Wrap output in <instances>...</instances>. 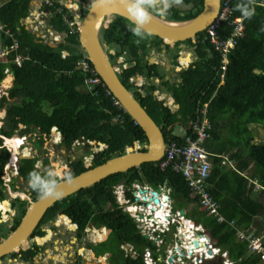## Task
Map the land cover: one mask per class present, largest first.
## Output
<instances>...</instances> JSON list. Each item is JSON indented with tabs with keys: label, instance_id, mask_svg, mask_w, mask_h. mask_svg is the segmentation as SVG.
<instances>
[{
	"label": "trees",
	"instance_id": "16d2710c",
	"mask_svg": "<svg viewBox=\"0 0 264 264\" xmlns=\"http://www.w3.org/2000/svg\"><path fill=\"white\" fill-rule=\"evenodd\" d=\"M57 5V2H53L48 7L55 8ZM60 7L72 21L67 8L62 5ZM201 7L202 0H198L190 13L184 16L174 13L169 16L176 20L188 19L198 13ZM249 11L250 5L246 0H234L235 15H245ZM29 12V0H0V23L3 28L13 32L11 37L0 30V46L9 45L14 37L19 51L24 55L19 66L10 60L0 62V80L5 76L4 67L10 69L13 77L12 85L7 91L10 101L6 105V123L0 128V135L10 137L15 130L23 132L19 128L20 124L32 126L41 134L49 133L55 126L66 147L74 140L94 138L108 149L92 152V165L124 153L131 141H137L140 145L146 142L142 128L119 104L113 102L112 94H106L100 85H95L92 89L84 86V78L91 75L90 70L93 69L88 61L89 70L81 69L79 61L84 58V53L72 48V45L78 43L76 25L73 23L71 30L63 22L60 12L56 20L52 18V27L57 31L65 30L68 34L64 38L65 45L51 47L19 24ZM114 26L112 33L107 36L117 44V54L124 53L125 63L138 60L136 65L123 69L122 83L133 70H138L145 78L157 76L159 73L155 64H148L145 58L150 50L147 40L135 36L131 31L134 25L123 17L118 16ZM222 27V34H228L229 27ZM159 41L158 38L154 41L157 48ZM63 48L68 51L64 57L61 56ZM196 54L194 68L182 74V84L161 82L167 92L171 91L179 98V108L172 114L166 105L152 95L149 85L144 87L143 92L135 90L133 94L154 122L163 126L165 137L179 143L184 142V136L190 130L182 136H176L172 133V128L169 131L166 128L177 121L185 123L194 120L203 103L208 102L207 117L212 128L204 146L213 154L210 157L211 169L207 179L209 191L219 202L221 213L226 219H235L237 225L257 234L264 221V189L253 193L251 185H248L247 178L241 172L251 167L254 176H257L264 187V139L255 141L249 128L251 123H258L264 129V2L254 5L253 11L245 16L243 35L237 39L229 54L222 84L218 86L220 56L208 40L198 43ZM11 55L14 52L8 55V59H11ZM182 62L187 63L188 59ZM136 83L139 84V81ZM5 98L3 96V100ZM52 134L57 135V132L52 129ZM1 140L0 138V146ZM223 153H230V157L237 161V170L222 163V158L218 155ZM8 156L9 151L4 146L0 147V200L5 197L2 175ZM34 161L35 158L20 159L19 174L27 179L32 173L46 176V170L40 172L34 166ZM71 165L73 174L85 170L81 158ZM60 171L64 177L72 170L64 164L60 166ZM25 177H22L24 181ZM119 182L126 186L133 182H142L152 188L166 186L169 188L173 210L184 209L185 216L202 223L204 232L213 242L227 249L232 259L242 258L244 264H258L256 258L246 253V246L235 239L234 230L225 223H217L205 216L196 203L197 195L192 193L179 173L170 166L160 169L154 162H143L125 172L110 174L99 182L80 189L78 196L62 198L46 210L47 217L54 215L55 208L75 204L73 217L80 226L92 219L96 224L110 228L112 234L119 235L122 240L137 244L144 242L145 245L147 242L133 219L116 206L112 187ZM33 193L35 197L39 195L34 190ZM7 202H0V210L8 208ZM131 264L144 263L135 259Z\"/></svg>",
	"mask_w": 264,
	"mask_h": 264
},
{
	"label": "flooded vegetation",
	"instance_id": "af4514ba",
	"mask_svg": "<svg viewBox=\"0 0 264 264\" xmlns=\"http://www.w3.org/2000/svg\"><path fill=\"white\" fill-rule=\"evenodd\" d=\"M59 1L63 3V5L67 8L69 13L73 12L72 7L66 6L64 4V0H59ZM69 1L71 0H65V3ZM77 1L79 0H76V2ZM91 1L92 0H80L78 2L81 17L84 16V13L87 12ZM197 3L198 0H186V1L180 0L179 3L171 2L170 6L166 10H163L164 0H145V6L149 11L153 12V14L159 17H162V19L168 21L176 20V19H172L169 16L171 14L177 13L180 16H184L185 14L190 13V11L194 9L195 4ZM42 11H44L45 15L48 14L47 15L48 17L46 16L48 26H51L52 18H54L55 20L57 19L60 12L59 10H57V8L55 9L49 7L42 8ZM200 11H198V13H196L194 16L183 20H190L195 18ZM65 13L67 12L62 13V17L65 16ZM117 17L118 15L115 14L114 18L107 19V15H105L103 17L104 20H102L100 24V26L102 25V27H104L102 33L100 34L104 35V38L106 39V43L104 44L106 45L107 48L106 52L112 63L114 65L115 63L116 64L120 63L121 65L120 67H124L125 69H127L128 65L131 67L136 65L138 63V60L137 59L132 60L130 63H128V65H126L124 62V57H121V54H117L118 53L116 48L117 44L112 42L110 37L107 36L108 34L112 33L113 27H115L114 21L116 20ZM108 18L111 17L109 16ZM106 19H107V23L105 24ZM77 37H78V33H77ZM147 38H148L147 42L149 43L150 47L157 48L156 46L157 44H155L154 41L156 38H158L160 39V41L158 43L159 49L157 48V50L160 51L162 49H165L164 52H166L168 55L170 52L169 56L171 57V60L168 61L167 63L168 64L167 72L168 73L169 71L174 72L175 77L173 78L175 79L173 80V82L171 81L170 84H176V85H178L179 83L182 84L184 82V78L182 76L184 71L194 68L195 62L197 60L196 49L198 48V43L200 41L207 40L205 29L196 32L193 38H188L186 40L180 41V43L184 45L183 46L184 49L182 50L176 47L172 49L170 48L169 44L163 46L162 39L159 38L158 36H147ZM111 48H113L114 51ZM180 51L182 53L181 55H180ZM186 52L189 53V62H188L189 66H187L186 63L182 62L181 60V57H185L184 55ZM120 57L122 58L121 60L118 59ZM186 59L188 58L186 57ZM160 60L161 62H163V65H161L157 61V59L154 58L152 59L151 62L147 61L148 64H152V63L155 64L156 70L159 73L158 75H160V76L157 75L150 77V78L156 77L160 81L159 82L160 85H156V86L153 85L152 86L153 88L149 87L152 89V95L153 92L159 91L158 87L161 86L164 87L161 84V82H162V78H164V75H166L164 73L167 72H164V61L162 59ZM88 62L91 64L90 61ZM179 68H181V70ZM117 72L121 77L122 72L119 71ZM169 79H171L170 75L169 78L165 79L164 81L167 80L169 83ZM160 98L162 99V97ZM159 101L163 102L162 100ZM173 102L175 103L179 102V98L177 97V102L175 100ZM50 132L51 130L48 133L49 137L50 136L52 138L58 137L57 142L60 141L62 143L61 134L58 130L56 131L58 136L54 134L51 135ZM0 138L3 140L2 135H0ZM90 139L93 138H89V140ZM75 141L78 140H74L73 142ZM15 144L18 147V142L16 140H15ZM0 147H2V144ZM103 150H105V147ZM22 154H25V152H22ZM92 156L89 158V161L91 160ZM17 158L15 157L14 160H18V164H19V160L21 158L19 157ZM75 159H76L75 157H71L70 159L68 158V160L65 162V164L70 166L72 170L69 175L73 174V169H72L73 166L71 165V163ZM82 161L84 162L86 167L87 164L83 159ZM42 164L43 163H41V165ZM58 169H60V166ZM46 172L48 173L47 170ZM3 175H2L3 191L9 194L11 199L6 200L9 202L8 208H6L5 210L3 209V212L0 213L3 216L2 217L0 215V244H2L4 239L7 238L10 235V233L15 230L17 224L20 222V220H22V217L26 211V207L30 204V200H34L37 198L35 197V194L33 193V189L30 186L28 188H24V191H22L15 182L9 185L10 182L9 178L5 179L3 178ZM15 175L17 176L18 182L21 184L19 177H24V176L19 174L18 166ZM59 178L61 177L56 176V180H59ZM26 181H29V179L26 178ZM118 184L120 183H116L112 187V194L113 197L115 198L116 206L119 207L121 210H123L125 213H127L133 219L136 226L135 218L131 213L132 210L131 207L134 205L142 204L143 201L135 199V195L133 194L132 190H126V192L124 193V198L128 200L127 202L120 201L117 195ZM11 191L13 193L15 192L17 193L13 195L10 193ZM70 195L78 196L79 191L78 193H74ZM27 196L28 198L31 199H27L26 198ZM0 201L4 202V200H0ZM75 207H76L75 204H69L66 206L55 208L53 211L54 215L51 217H47L45 211V213L37 221V223L34 225V227L29 232V234L26 235V237L23 239L24 241L23 243L17 244L16 247L14 248L0 249V264H131L132 260L135 259H140L141 262L144 264H146V262L150 264H174V260H175L174 255L168 254L167 252L169 248L168 244L170 240L168 232L162 233L161 237L157 239H150L148 237L143 236L147 242V244L145 245L144 242H140L139 244H137L134 242L122 240L119 235L112 234V230L110 228L101 224L98 225L92 219L88 220L83 226H80L77 220H74L73 217V211H74L73 209ZM62 213H64V215H62ZM136 228L140 233L139 228L137 226ZM161 258H164L166 261L164 260L162 262Z\"/></svg>",
	"mask_w": 264,
	"mask_h": 264
},
{
	"label": "built area",
	"instance_id": "2783aa9c",
	"mask_svg": "<svg viewBox=\"0 0 264 264\" xmlns=\"http://www.w3.org/2000/svg\"><path fill=\"white\" fill-rule=\"evenodd\" d=\"M246 1L250 5V11L245 15H235L233 13L234 0H220L216 17L205 28L209 44L220 56L219 83L223 79L230 52L237 43V39L243 35L245 16L253 11L254 5L263 4L264 2V0ZM224 25L229 27V32L226 35L222 34V30H224L222 26ZM34 26L29 27L38 31V28ZM0 30L11 37L13 36V32L3 28L1 23ZM44 35V32L40 33L41 37H44ZM11 52H14V55L11 59H8L7 56ZM65 55L66 53H61L62 57ZM0 56L4 58L3 61L10 60L18 66L24 59V55L19 51L18 43L14 37L9 45L0 46ZM85 58L81 59L79 64H81V69L87 71L89 70V64ZM123 68L116 69L122 72ZM3 72L6 76L11 74L8 67H4ZM90 73L91 75L83 80L84 86L87 89H92L95 85H100L104 88L106 94H109L110 91L94 69L90 70ZM130 82L131 80L128 83ZM0 92L6 94L4 90ZM113 99V102L118 104L114 97ZM207 106L208 102H204L196 118L189 122L190 133L185 136L184 142L167 141L163 156L154 163L160 169L170 166L172 170L179 173L192 190V193L197 195L198 200L196 203L205 216L214 219L217 223H225L231 227L235 232V239L238 243L246 246V253L256 258L258 264H264V236L260 232L256 234L253 231L236 226L234 219H226L221 213L219 202L209 191L207 179L211 169L210 157L212 154L203 146L212 127L207 118ZM224 158L234 169V161L229 160L226 156ZM159 188L160 190L156 195L158 201L154 202L153 190L147 185L138 183H133L130 187H126L122 183L117 185V195L120 201H128L124 198L126 190H132L135 199L143 201L142 204L131 207L136 226L143 236L157 239L161 237L162 233L168 232L170 240L167 252L174 255V264H240L230 259L227 250L222 249L217 243L208 238L200 222L186 218L179 210H173L168 195L169 189L163 186Z\"/></svg>",
	"mask_w": 264,
	"mask_h": 264
},
{
	"label": "water",
	"instance_id": "95a60500",
	"mask_svg": "<svg viewBox=\"0 0 264 264\" xmlns=\"http://www.w3.org/2000/svg\"><path fill=\"white\" fill-rule=\"evenodd\" d=\"M219 1L220 0H202L201 11L195 18L190 20L168 21L153 14V12L149 11L145 6L148 18L143 24L139 25L141 32L146 37L158 36L162 39L163 46L169 44L172 49L176 47L182 50L184 49V45L181 44L180 41L193 38L196 32L205 29L216 17ZM32 3L36 5L37 1L33 0ZM131 3L132 0H92L87 12L84 13L82 17H79V8H75L73 10V19L77 26L78 44L72 45V48L81 50L84 53L86 58L91 62L94 71L101 78L119 106L142 128L146 137V142L138 147L137 141H132L126 146L124 153L112 156L97 165L87 164L85 170L70 175L72 177L71 182H67L64 179L65 176L59 178V180H57L58 190L63 192V196L57 199L53 197L41 198L38 195L36 199L30 200V204L26 207L22 220L17 224L15 230L4 239L2 244H0V249H7L19 239H24L45 213L47 208L52 206L56 201L70 194L78 193L80 189L89 187L110 174L125 172L143 162H154L162 157L165 147L163 126L157 125L149 116L145 108L133 94V91L129 88L128 82L125 81L122 83L115 65L109 59L106 52V45L97 35L98 28L102 20H104L103 17L105 15H107V19H112L115 17V14H117L136 27L138 22L129 12ZM109 16L111 18H108ZM52 32L60 35L61 38L67 36V33L64 31L58 32L52 29ZM48 45L51 47L57 46L51 45L50 43H48ZM181 54L180 51V55ZM184 56L188 57L189 62V53L186 52ZM182 58L183 57H181V59ZM153 95L158 100H162L159 97V93L157 94V92H154ZM174 100L177 102L176 97H174ZM169 127H171V125ZM93 140L100 143L94 138ZM107 149V146H105V150ZM32 157L33 156L19 155L21 159H29ZM159 190L160 188L157 187L155 191L152 192L154 202L158 201L156 195ZM26 198L31 199L28 198V196ZM179 212L181 214L184 213L183 209H180Z\"/></svg>",
	"mask_w": 264,
	"mask_h": 264
},
{
	"label": "rangeland",
	"instance_id": "374dc122",
	"mask_svg": "<svg viewBox=\"0 0 264 264\" xmlns=\"http://www.w3.org/2000/svg\"><path fill=\"white\" fill-rule=\"evenodd\" d=\"M79 1H77V2L75 1L74 4L70 3L69 5L73 9L78 8L79 7V3H78ZM147 4H148V2H147ZM35 9H36V7L32 6L31 12L33 13V10H35ZM41 23L44 26L45 25L48 26V22L45 21L44 19H43V22H41ZM106 23H107V19L105 21V24ZM27 27H28L29 31L34 33L36 38H41L46 43L51 41L48 37H45V35H44L45 38L41 37L39 31H35V30L30 29L29 23H28ZM103 28L104 27H102V25L100 26V28H98L97 35L101 41L106 43V39L104 38V35L100 34V33H102ZM141 38L145 39V40L148 39L144 34H142ZM60 41H58V42H60L62 45H65L66 41L64 39L60 38ZM58 42H56L54 44H52L51 42H49V43H51V45H57ZM111 49L114 51L113 48H111ZM62 52L66 53L68 51L66 48H63ZM12 57H13V55H11V58ZM7 58H9V56H7ZM152 58L160 59L161 57L159 56L158 53H155V54H152ZM3 59L4 58L2 56H0V62H5V61H3ZM118 59L121 60L122 58L120 57ZM115 66L120 69L121 65H120V63H117V64L115 63ZM7 77H8V80H6ZM133 77L134 76H131V78H132L131 82H133V83H128L129 88L133 92L135 90H137V91L142 90L140 87V84H137L136 80L133 79ZM173 77H175V76H173ZM173 77L171 78L172 81L175 79ZM12 78H13L12 75L9 74V75L5 76L0 81V91H2V92H3V90L5 92L8 91V89L12 85ZM126 81L129 82L128 80H126ZM158 88H159V91H158L159 93L163 92V93H160V95H162V98H163V94L166 93L164 90V87H158ZM4 95L5 94H2L1 99H0V128L5 126V123H6V118H5L6 117V105L10 101V99L7 97V95L5 96L6 97L5 100H3ZM174 97L175 96H173V95L171 96L170 94H168L167 102L171 106L176 105L175 102L169 101L170 99L173 100ZM19 128L21 130H23V132L19 133L18 131L15 130V131H13L12 135L10 137H8V139H10V138L16 136V137H20L22 139L21 142L23 144L21 146L17 147L18 149L15 151L14 155L16 158L19 157V155H27V156H33L34 155L35 160L38 161V162L34 163V166L36 168H38L39 171L47 170L48 172L53 171L55 174H57V169L59 168V166L64 165L65 162L68 160V158L70 159L71 157L76 158L73 161H77L78 159L81 158L85 161L86 164H88L89 158L92 156V154H91L92 152L104 149L103 145L97 144L95 142V140H93V139H90L92 142L89 139H86V140L84 139L81 141L78 140V141L72 142L68 147H66L60 141L57 142L58 137L57 138H52L51 136L49 137L48 133L47 134H45V133L41 134L40 132H37L38 131L37 129H33L32 126L27 127V126L19 124ZM249 128H250V131H251L252 136L254 137L255 141H259V140L264 139V129L258 123H251L249 125ZM176 130L179 131V128H177ZM1 143H2V145H5V148L8 151H10L9 152L10 156L7 159L6 164L4 166L3 178H5V179L9 178V180H10V182L8 181L9 185H11V183L15 182L20 187V190L24 191V188L29 187V181L23 182L20 180L21 184L18 182L17 176L15 175L16 170H17V166H18V160L11 159V155H12V149L11 148L12 147H10L7 143H5V140H1ZM87 143H89V145H91V146L87 145ZM137 145H138V147L141 146L139 143H137ZM22 149H23V151H21ZM22 152H25L28 154H22ZM15 157H14V159H15ZM10 161H12V162H10ZM39 161L43 164L41 165L39 163ZM56 176H59V175H56ZM56 176H55V178H56ZM247 180H248V185H251L253 193H258L264 189L263 185H261L259 183L257 176H254L253 178L247 179ZM10 193L15 195L17 192L13 193L11 191ZM8 199H11V197L9 194L5 193V197L3 200H8ZM262 202L264 203V200ZM260 233L264 236V221H262V223L260 224Z\"/></svg>",
	"mask_w": 264,
	"mask_h": 264
},
{
	"label": "clouds",
	"instance_id": "9594fccd",
	"mask_svg": "<svg viewBox=\"0 0 264 264\" xmlns=\"http://www.w3.org/2000/svg\"><path fill=\"white\" fill-rule=\"evenodd\" d=\"M32 1L33 0H29V4H30V12H29V14L26 16V17H24V19H22L21 20V25H24L25 26V28L26 29H28V27H27V22H25L26 21V19H29V20H32V22H31V25H29V26H34V27H37L38 28V31H39V28L43 25L41 22H43V19L45 20V21H47V19H46V16L48 15H45L44 14V11H42V8H44V7H48L49 5H51L53 2H57L58 3V5L55 7V9L57 8V10H59L60 11V13H61V15H62V10H61V5L62 6H64L63 5V3L61 2V1H59V0H35V1H37V4L36 5H34L33 3H32ZM72 1H74V3H75V1L76 0H72ZM171 2H175V3H179L180 2V0H164V7H163V10H166L169 6H170V3ZM220 2V1H219ZM71 3V2H70ZM64 4L66 5V6H70L69 5V3L67 4V3H65V0H64ZM32 6L33 7H36V9H35V15L31 12V9H32ZM65 7V6H64ZM71 7V6H70ZM66 8V7H65ZM79 8V7H78ZM73 9V8H72ZM74 10V9H73ZM129 12H130V14L137 20V22H138V25L136 26V27H134V28H132L131 29V31L133 32V34L135 35V36H137V37H141L142 36V32H141V28H140V26L139 25H141V24H143L146 20H147V18H148V13H147V11H146V8H145V0H132V3H131V6L129 7ZM81 14V13H80ZM71 15H72V21H70L67 17H66V15L65 16H63L62 17V20H63V22L64 23H66V24H68L70 27H71V30H72V24L74 23L75 25H76V23H75V20L73 19V12L71 13ZM79 17H81V15H79ZM49 28H47V31H45L44 32V34H45V36L46 37H48L51 41L53 40V39H51V37L52 38H54V36L56 37V35H58V34H56V33H53L52 32V29H54L53 27H52V25L51 26H48ZM30 28V27H29ZM45 26H44V30H45ZM206 28V27H205ZM31 29V28H30ZM76 29H77V26H76ZM56 30V29H55ZM62 31H64V32H66L65 30H62ZM58 32H61V31H58ZM51 36V37H50ZM60 36V35H59ZM60 38H61V36L59 37V41H60ZM65 37H63L62 39H64ZM61 42V41H60ZM60 42H58L57 43V45L58 44H61ZM61 53H62V50H61ZM66 54H68V52H66ZM84 57H86L85 55H84ZM87 59V58H86ZM88 60V59H87ZM89 61V60H88ZM5 74V73H4ZM11 75H12V73H11ZM5 76H6V74H5ZM4 76V77H5ZM1 81V80H0ZM222 82H223V79H222V81H221V83H219L218 84V86L220 85V84H222ZM5 96V95H4ZM203 106V105H202ZM208 107V106H207ZM202 108V107H201ZM208 118V117H207ZM209 119V118H208ZM212 128V127H211ZM52 129H55L56 131H57V129H56V127L55 126H53L50 130H52ZM169 131L170 129H166V131ZM189 130H190V127H189ZM211 130V129H210ZM164 135H165V133H164ZM188 135V134H187ZM210 135V134H209ZM209 135H208V137H209ZM186 136V135H185ZM185 136H184V139H185ZM3 137V140H5L6 138L8 139V137H5V136H2ZM207 137V138H208ZM206 138V139H207ZM167 141H169L166 137H165V145H166V142ZM2 146H4L5 147V145H2ZM203 146H204V143H203ZM165 148V147H164ZM204 148L206 149V147L204 146ZM206 150H208V149H206ZM209 151V150H208ZM10 152V151H9ZM210 152V151H209ZM164 153V152H163ZM211 153V152H210ZM212 154V153H211ZM223 154H226V153H223ZM213 155V154H212ZM211 155V156H212ZM163 156V155H162ZM219 157H221L222 158V162L223 161H225L226 163H228L227 162V159H225L224 158V155H222V154H220V155H218ZM9 158V157H8ZM229 159V158H228ZM159 160V159H158ZM229 160H233L234 161V170H237L236 169V163H235V160L234 159H229ZM155 162V161H154ZM211 162V161H210ZM88 164H89V162H88ZM229 164V163H228ZM229 167L230 168H232L231 167V165L229 164ZM233 169V168H232ZM55 176H56V174L53 172V171H49L48 173H47V175L46 176H41L40 174H38V173H32V174H30V177H29V186L34 190V191H36L38 194H39V196L41 197V198H48V197H53V198H57V199H59V198H61L62 196H63V192L62 191H60V190H58V184H57V180H56V178H55ZM253 178V177H252ZM64 179L67 181V182H71V180H72V177L70 176V175H66L65 177H64ZM247 179H251V178H249V177H247ZM119 183H122L123 185H125L123 182H119ZM133 183H138V184H144V185H147V186H149L148 184H145V183H142V182H133ZM133 183H131V185L133 184ZM130 185V186H131ZM126 186V185H125ZM130 186H127V187H130ZM150 187V189H152L153 191H155V189L157 188V187H161V186H157V187H154V188H152L151 186H149ZM163 187H166V186H163ZM169 189V188H168ZM168 195H169V192H168ZM170 198V197H169ZM171 200V199H170ZM1 202V201H0ZM178 210V209H177ZM180 210V209H179ZM183 211H184V209H183ZM182 215H184L185 216V211H184V213L182 214ZM186 218H189V219H192V220H194L193 218H191V217H187V216H185ZM196 221V220H195ZM234 221H235V219H234ZM202 224V223H201ZM236 224V223H235ZM203 225V224H202ZM236 226H238V227H242V226H239V225H237L236 224ZM204 227V226H203ZM231 228V227H230ZM244 228V227H243ZM232 229V228H231ZM245 229H247V228H245ZM233 230V229H232ZM247 230H249V229H247ZM250 231H253V230H250ZM254 232V231H253ZM235 233V232H234ZM208 236V235H207ZM208 238L210 239V237L208 236ZM151 239V238H150ZM214 243H216V242H214ZM222 248V247H221ZM222 249H224V248H222ZM225 250H227V249H225ZM228 251V250H227ZM229 252V251H228ZM229 257H230V254H229ZM230 259L231 260H233V261H235V262H237V263H240V264H244L243 262H242V258H237V259H232L231 257H230ZM161 260H162V262L164 261V258H161ZM146 264H150V263H148V262H146Z\"/></svg>",
	"mask_w": 264,
	"mask_h": 264
},
{
	"label": "crops",
	"instance_id": "0c3cea01",
	"mask_svg": "<svg viewBox=\"0 0 264 264\" xmlns=\"http://www.w3.org/2000/svg\"><path fill=\"white\" fill-rule=\"evenodd\" d=\"M70 2V1H69ZM34 12V11H33ZM20 25H21V21H20V23H19ZM19 25V26H20ZM45 30H44V25H42L40 28H39V32L41 33V32H45V31H47V28H49L47 25H45ZM46 37V36H45ZM45 37H43V38H45ZM142 40H145V39H142ZM147 47H150L149 46V43L147 42ZM152 47H150L149 49V51H148V53L146 54V56H145V58L147 59V61L148 62H151L152 61V54H155V53H158L159 54V56L161 57L160 59H162L163 61H164V72H167V66H168V61H170L171 60V57L169 56L170 55V52H169V55L166 53V52H164V49H162V50H160V51H158L157 50V48H155V47H153L152 49H151ZM161 49V48H160ZM165 53V54H164ZM121 57H124V53H121ZM160 59H157V61L161 64V65H163V62H161V60ZM186 58H182L181 60H185ZM126 65H128V63H125ZM186 65L187 66H189L188 65V63H186ZM185 65V66H186ZM183 66V65H182ZM184 66V67H185ZM128 68H131V66H129L128 65ZM123 69H125V68H123ZM123 69H122V71H123ZM180 70H181V68H179ZM162 72V71H161ZM163 72V73H164ZM164 74H166V75H164V78H162V81H164L165 79H167V78H169V75L170 76H175V74H174V72L173 71H169V73L167 72V73H164ZM131 76H134L133 77V79H135L136 81H139L140 83V87H141V89L142 90H140L141 92H143V89H144V87L146 86V85H149V87H151V88H153L152 86L154 85V86H156V85H160V81H159V79L158 78H156V77H154V78H150V77H152V76H150L149 78H145V76L144 75H141L140 73H139V71L138 70H133V71H131V73L129 74V76L126 78V80H131L132 78H131ZM172 76V77H173ZM171 77V78H172ZM148 81H150V82H148ZM167 81V80H166ZM171 79H169V83H171ZM173 82V81H172ZM162 87V86H161ZM138 88V87H137ZM165 90V89H164ZM163 91V90H162ZM166 91V90H165ZM154 93V92H153ZM157 93H159V92H157ZM160 93H163V92H160ZM167 93V94H166ZM166 93H164L163 94V98H162V100H163V104L164 105H166L168 108H169V113L170 114H172L173 112H175L176 111V109H178V107H179V102H177L176 103V105L175 106H171L168 102H167V99H168V94H170L171 96H172V92L171 91H169V92H166ZM7 95V91H6V94H5V96ZM174 96V95H173ZM159 97H162V95H160L159 94ZM177 98V97H176ZM174 99V98H173ZM191 120H189V121H186L185 123H183V122H175V123H173V124H170L171 125V127H167L166 129H171L172 128V133L174 134V135H176V136H182V135H184L185 133H186V131L189 129V122H190ZM177 128H179V131H177L176 129ZM38 130V129H37ZM176 130V131H175ZM37 132H39V131H37ZM44 134V133H43ZM100 145H103V144H100ZM104 147H105V145H103ZM222 155H224V156H226V158L228 157L229 159H234V158H231L230 157V153H226V154H222ZM35 156L33 155V157L32 158H34ZM235 160V159H234ZM36 162H38L37 160H35L34 161V163H36ZM39 163H40V161H39ZM224 165H226V166H228L229 167V164L228 163H226L225 161H223L222 162ZM235 163H237V161L235 160ZM41 164V163H40ZM89 164H91V162L89 161ZM92 165V164H91ZM241 174L242 175H244L246 178L247 177H249V178H252V177H254V172L252 171V169H251V167H249V169L247 170V171H243V172H241ZM184 211H186V210H184Z\"/></svg>",
	"mask_w": 264,
	"mask_h": 264
},
{
	"label": "bare ground",
	"instance_id": "6f19581e",
	"mask_svg": "<svg viewBox=\"0 0 264 264\" xmlns=\"http://www.w3.org/2000/svg\"><path fill=\"white\" fill-rule=\"evenodd\" d=\"M72 4H74V1H70ZM70 2H67V4L69 3L70 4ZM34 12H33V14L35 15V10H33ZM26 22H27V24L29 23V25H31V22H32V20H29V19H26ZM181 25V24H180ZM51 37V36H50ZM59 35H56V37L54 36V38H52L51 37V39H53L52 41H49V42H51L52 44H54V43H56V42H58L59 41ZM48 42V43H49ZM50 43V44H51ZM188 63V62H187ZM6 80H8V77L6 78ZM1 96H2V93L0 92V98H1ZM55 130V129H54ZM56 131V130H55ZM58 135V134H57ZM13 138H14V140H13ZM15 140L18 142V147L19 146H21V144H22V142H21V138L20 137H12V138H10V139H5V143H7L10 147H12L11 149H12V155H11V159H13L14 160V157H15V151L18 149L17 148V146H16V144H15ZM56 141V140H55ZM14 151V152H13ZM21 151H23V149L21 150ZM10 159V160H11ZM57 174L60 176V177H63V175H62V173H61V171H60V169H57ZM19 179L21 180V181H23L24 182V180L22 179V177H19ZM8 203V202H7ZM1 204H3V202H1ZM9 204V203H8ZM1 212H3V209H1L0 210V213ZM5 213V212H4ZM1 215V214H0ZM2 216V215H1ZM3 217V216H2ZM24 241H23V239H19L18 241H16V243H13L12 244V246H10V247H8L7 249H10V248H14V247H16V245L17 244H19V243H23ZM6 249V248H5Z\"/></svg>",
	"mask_w": 264,
	"mask_h": 264
}]
</instances>
